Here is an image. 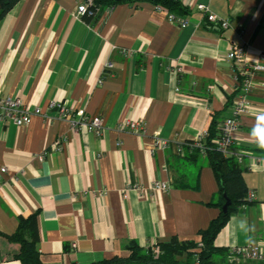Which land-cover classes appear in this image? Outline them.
I'll use <instances>...</instances> for the list:
<instances>
[{"label": "crops", "instance_id": "crops-1", "mask_svg": "<svg viewBox=\"0 0 264 264\" xmlns=\"http://www.w3.org/2000/svg\"><path fill=\"white\" fill-rule=\"evenodd\" d=\"M178 1L185 28L146 1L78 16L83 0H20L2 18L0 96L39 114L0 126V264H21L4 238L21 219L42 264L126 257L131 244L201 243L220 212L218 185L203 155L176 148L230 116L236 84L226 55L233 46L246 47L249 61L264 53V0ZM199 4L229 27L207 22ZM250 101L232 150L245 153L238 166L254 199L215 237L224 251L264 238V74ZM57 103L71 113L48 121ZM82 115L101 118L100 136L71 129ZM126 121L142 134L120 129ZM156 138L169 147L153 150ZM153 182L169 189L153 192Z\"/></svg>", "mask_w": 264, "mask_h": 264}, {"label": "built area", "instance_id": "built-area-1", "mask_svg": "<svg viewBox=\"0 0 264 264\" xmlns=\"http://www.w3.org/2000/svg\"><path fill=\"white\" fill-rule=\"evenodd\" d=\"M92 1H83L77 8L78 16H92L93 11L90 10ZM161 10V8L156 7ZM198 10L203 12L206 21L216 24L221 29H227L229 22L227 20H218L212 14L207 13V8L203 4L198 5ZM168 22L185 28L188 24L173 14H167ZM246 47L233 46L227 53L226 59L235 69L234 82L236 84V95L230 105V116L225 118L215 129V135L207 143L208 133L202 132L195 140L177 145V153L182 154L184 149L187 151L196 150L200 154L205 155L208 151H216L226 159H234L237 163L243 160L244 152L233 151L232 146L234 140L232 134L237 130L239 121L242 117L252 113L250 95L254 86V79L260 74H264V53H260L256 60L249 61L246 57ZM105 68H112L109 63L105 64ZM57 112L55 116L46 117L48 121L53 119H66L71 113L69 107L65 103H57L52 105ZM39 114L38 108L26 107L21 99L17 97L7 98L0 96V126L14 125L17 127L28 125L31 117ZM71 129L78 131L82 128L100 136L103 132L102 120L100 117L91 119L82 115L80 121L70 120ZM120 129L128 128L132 133L140 135L143 132L142 126L137 122H123L119 126ZM169 147V142L164 139L156 138L153 143V150H164ZM5 169L2 168L1 172ZM150 189L153 192H163L169 189L168 183L153 182ZM254 194L248 192L246 202H251ZM76 243L72 244V248L76 249ZM226 261L229 264H264V238L253 245L233 247L228 250Z\"/></svg>", "mask_w": 264, "mask_h": 264}, {"label": "trees", "instance_id": "trees-1", "mask_svg": "<svg viewBox=\"0 0 264 264\" xmlns=\"http://www.w3.org/2000/svg\"><path fill=\"white\" fill-rule=\"evenodd\" d=\"M19 1L0 0V21ZM91 1L92 6L90 10L93 12H98L102 8H112L121 4H137L144 1L174 15L184 12L178 0ZM213 127L212 125L209 128L207 143H210V140L215 135V127ZM193 151H189V153ZM195 154L202 155L198 151ZM203 156L212 169L218 185L217 197L220 212L211 221L208 228L200 232V244L194 241L177 240H171L168 243H157L160 253L153 250L157 244L152 245L154 247H148L149 250L151 249V253L149 250L143 252L136 244H131L127 247L129 253L126 257H112L92 264H179L180 262L176 260V256H185L186 260L184 264H226L228 251L215 248L213 242L219 231L225 226L228 218L246 203L248 191L242 178L241 169L234 159H226L220 153L213 150L206 152ZM223 194L230 201L226 214L221 211V207L225 203ZM4 238L9 243L18 246V252L13 256L15 260L21 264H42L39 259V253L36 250V242L31 233L29 220L21 219L16 231L10 236H4Z\"/></svg>", "mask_w": 264, "mask_h": 264}, {"label": "rangeland", "instance_id": "rangeland-1", "mask_svg": "<svg viewBox=\"0 0 264 264\" xmlns=\"http://www.w3.org/2000/svg\"><path fill=\"white\" fill-rule=\"evenodd\" d=\"M154 247V246H152ZM151 248V247H150ZM140 250H142L143 252H146L147 250H149V248H140ZM151 250V249H150ZM149 250V252L151 253V251ZM154 251H157V253H160V249H159V246L158 244L154 247L153 249ZM176 260L178 262H180L179 264H184V261L186 260V257L185 256H176ZM227 262V261H226ZM226 264H229L228 262ZM241 264V263H240Z\"/></svg>", "mask_w": 264, "mask_h": 264}, {"label": "water", "instance_id": "water-1", "mask_svg": "<svg viewBox=\"0 0 264 264\" xmlns=\"http://www.w3.org/2000/svg\"><path fill=\"white\" fill-rule=\"evenodd\" d=\"M223 198L225 200V203L223 204V206L221 207V211L226 214L227 213V207L230 205V201L229 199L226 197L225 194H223Z\"/></svg>", "mask_w": 264, "mask_h": 264}, {"label": "clouds", "instance_id": "clouds-1", "mask_svg": "<svg viewBox=\"0 0 264 264\" xmlns=\"http://www.w3.org/2000/svg\"><path fill=\"white\" fill-rule=\"evenodd\" d=\"M259 119L261 120V123H264V117H260ZM259 143L261 147H264V134L260 135Z\"/></svg>", "mask_w": 264, "mask_h": 264}]
</instances>
